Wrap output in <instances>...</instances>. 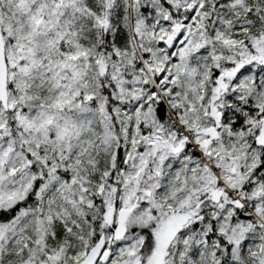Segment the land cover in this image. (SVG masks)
<instances>
[{
  "label": "snow or ice",
  "instance_id": "1",
  "mask_svg": "<svg viewBox=\"0 0 264 264\" xmlns=\"http://www.w3.org/2000/svg\"><path fill=\"white\" fill-rule=\"evenodd\" d=\"M0 264H264V0H0Z\"/></svg>",
  "mask_w": 264,
  "mask_h": 264
}]
</instances>
